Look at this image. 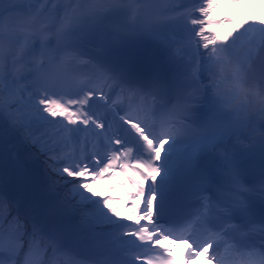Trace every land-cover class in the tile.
Instances as JSON below:
<instances>
[{
	"label": "snow or ice",
	"instance_id": "1",
	"mask_svg": "<svg viewBox=\"0 0 264 264\" xmlns=\"http://www.w3.org/2000/svg\"><path fill=\"white\" fill-rule=\"evenodd\" d=\"M215 7L0 0V264H264V20Z\"/></svg>",
	"mask_w": 264,
	"mask_h": 264
}]
</instances>
